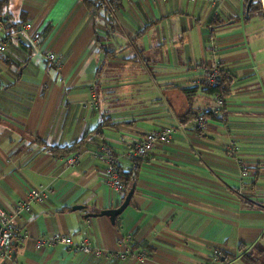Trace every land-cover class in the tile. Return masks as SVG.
Segmentation results:
<instances>
[{"label":"crops","instance_id":"0c3cea01","mask_svg":"<svg viewBox=\"0 0 264 264\" xmlns=\"http://www.w3.org/2000/svg\"><path fill=\"white\" fill-rule=\"evenodd\" d=\"M103 2L3 1L12 38L0 52V207L24 238L0 264H204L215 250L221 264H247L264 250V18L247 13V0L218 11L207 0ZM27 22L39 40L20 27ZM213 63L231 77L230 93L223 113L197 131L193 120L215 96L194 82ZM177 124L169 143L127 155L147 132ZM80 141L68 155L48 148ZM232 141L250 169L245 178L228 154ZM102 142L123 172L136 169L131 203L115 222L95 215L124 201L95 153ZM74 154L78 163L66 164ZM45 187L54 190L45 202L15 213L30 189ZM51 234L89 236L115 252L128 243L148 257L38 248Z\"/></svg>","mask_w":264,"mask_h":264},{"label":"built area","instance_id":"2783aa9c","mask_svg":"<svg viewBox=\"0 0 264 264\" xmlns=\"http://www.w3.org/2000/svg\"><path fill=\"white\" fill-rule=\"evenodd\" d=\"M109 2V0H103ZM131 2L139 0H129ZM215 8L216 11L224 4L226 0H207ZM112 7H115V3H110ZM26 31H34L33 38L34 40H39L42 36L40 31H35L33 29V24L27 22L22 27ZM0 52L7 50V45L11 40V34L7 29L6 23L0 19ZM15 37L21 40V36L18 34ZM44 57L49 62H56L57 56L51 51L44 52ZM222 75V69L218 63L205 64L202 67V74L198 78L195 84L203 86H218L220 84V78ZM215 104L210 109V111L201 112L194 120L193 126L197 131H203L208 124L209 115L219 116L223 113L226 108V100L222 94H215ZM94 104H97V94L94 92L93 100ZM181 125L177 124L175 126L165 127L159 130H153L147 132L139 141L135 142L127 155L131 158H144L152 152L154 148L159 145L169 143L177 133L178 128ZM228 154L236 156V160L241 167V177L245 178L250 175V169L246 165L245 159L239 156V147L235 141H232L227 146ZM96 155L105 163V177L107 182L117 191L122 192L123 182L121 179V167L120 159L116 154L112 146L108 143L102 142L97 146L95 150ZM66 164L70 166H75L78 163V156L74 154L69 156L66 159ZM54 190L52 187L45 188H32L30 189L26 197L19 200L16 204L15 213L21 214L27 210H30L35 203H42L47 200V198L53 194ZM24 234L16 232L13 229L12 225V216L4 209L0 207V255L7 256L9 254V249L12 247L15 239H23ZM64 244L67 247H70L76 251H80L86 254H93L97 257H110L116 256L119 259H129L133 257L138 261H143L147 259V254L143 251L135 252L133 248L127 243L125 249L121 252H115L111 249L102 248L96 245L92 238L89 236L84 237L79 241H74L71 236L65 234H51L47 236H41L37 239L36 245L38 248L44 246H55L56 244ZM223 252L221 250H215L212 256L204 262V264H221L222 263Z\"/></svg>","mask_w":264,"mask_h":264},{"label":"trees","instance_id":"16d2710c","mask_svg":"<svg viewBox=\"0 0 264 264\" xmlns=\"http://www.w3.org/2000/svg\"><path fill=\"white\" fill-rule=\"evenodd\" d=\"M3 1L4 0H0V19H2L4 21V23H8L7 19L4 17L5 14L2 13V6H3ZM112 3L115 0H110ZM86 2L91 5V6H95V7H99L102 6L104 4L103 0H86ZM249 3V0H247V4ZM262 11V13L260 12ZM260 13L259 15L262 16L264 18V7L263 4L261 2V0H253L252 4L249 7L248 10V14L251 16V14L253 13ZM24 24H22L20 27H23ZM15 26V25H14ZM13 26V27H14ZM7 29L10 31L12 30V28L7 27ZM231 77L229 75H226V73H223L221 75L220 78V84L218 86H204L205 87V91L210 93V94H222L226 100L227 95H229L230 93V81H231ZM193 90V89H192ZM192 90H187L189 93L192 92ZM225 110V109H224ZM189 120L183 121L184 123L187 122ZM82 141L77 142L75 144L69 145V146H65V147H59V146H50L48 147L52 152H54V154H60V155H68L70 152H73L75 150H77L81 145ZM136 160L138 158H135ZM136 171L133 170L130 173H125L123 172V170H121V179L123 182V192H124V200L126 199L127 195L132 191L135 192V184L132 181L134 175H136ZM134 194V193H133ZM124 202V201H123ZM262 255L261 257H254L251 254L245 257L246 263L247 264H264V250H261ZM263 260V261H261Z\"/></svg>","mask_w":264,"mask_h":264},{"label":"water","instance_id":"95a60500","mask_svg":"<svg viewBox=\"0 0 264 264\" xmlns=\"http://www.w3.org/2000/svg\"><path fill=\"white\" fill-rule=\"evenodd\" d=\"M253 0H249V3H248V8H247V11L249 10V7L250 5L252 4ZM262 4H263V7H264V0H261ZM248 13V12H247ZM7 27H10V25L7 24ZM133 193L134 192H130L126 199L124 200V202L116 207V208H109V209H104V210H101L98 212V214H95V215H107L110 217V219L115 222L116 219L124 212V210L130 205L131 203V200H132V196H133ZM83 206L82 205H75L74 206V209H82ZM90 216V214H88Z\"/></svg>","mask_w":264,"mask_h":264},{"label":"rangeland","instance_id":"374dc122","mask_svg":"<svg viewBox=\"0 0 264 264\" xmlns=\"http://www.w3.org/2000/svg\"><path fill=\"white\" fill-rule=\"evenodd\" d=\"M260 12L262 13V11H260ZM259 14H260V13H259ZM255 254H257V255H255V257H257V258L263 256V255H262V252H259V253L256 252ZM253 256H254V255H253ZM261 258H262V257H261ZM261 261H263V260H261Z\"/></svg>","mask_w":264,"mask_h":264}]
</instances>
